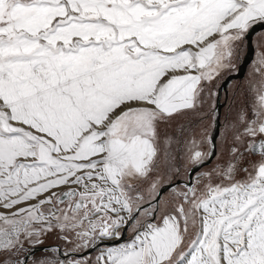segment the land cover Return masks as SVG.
<instances>
[{
	"label": "snow or ice",
	"instance_id": "snow-or-ice-1",
	"mask_svg": "<svg viewBox=\"0 0 264 264\" xmlns=\"http://www.w3.org/2000/svg\"><path fill=\"white\" fill-rule=\"evenodd\" d=\"M0 264H264V0H0Z\"/></svg>",
	"mask_w": 264,
	"mask_h": 264
}]
</instances>
